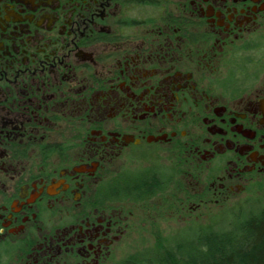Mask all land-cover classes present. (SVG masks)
Returning <instances> with one entry per match:
<instances>
[{
	"label": "flooded vegetation",
	"instance_id": "af4514ba",
	"mask_svg": "<svg viewBox=\"0 0 264 264\" xmlns=\"http://www.w3.org/2000/svg\"><path fill=\"white\" fill-rule=\"evenodd\" d=\"M263 185L264 0H0V264H127Z\"/></svg>",
	"mask_w": 264,
	"mask_h": 264
},
{
	"label": "trees",
	"instance_id": "16d2710c",
	"mask_svg": "<svg viewBox=\"0 0 264 264\" xmlns=\"http://www.w3.org/2000/svg\"><path fill=\"white\" fill-rule=\"evenodd\" d=\"M224 226L192 225L178 241L160 239L141 264H264V206L232 213Z\"/></svg>",
	"mask_w": 264,
	"mask_h": 264
},
{
	"label": "rangeland",
	"instance_id": "374dc122",
	"mask_svg": "<svg viewBox=\"0 0 264 264\" xmlns=\"http://www.w3.org/2000/svg\"><path fill=\"white\" fill-rule=\"evenodd\" d=\"M261 206H264V185L259 187L250 199L234 201L225 205H208L202 210L190 212L187 215L166 213L163 219H158L156 231L154 228L148 230L146 227L141 233L142 236L134 243L135 245L128 247L125 254V262L127 264L129 262L130 264H141V261L144 259H156L157 253L155 248L160 239L169 238L175 242L183 237L182 233L184 231L185 238H187L189 236L187 231H190L192 225L222 227L229 223L232 213L255 210Z\"/></svg>",
	"mask_w": 264,
	"mask_h": 264
}]
</instances>
